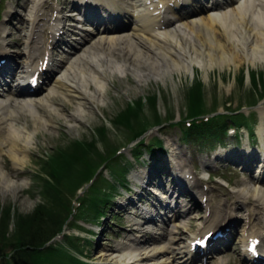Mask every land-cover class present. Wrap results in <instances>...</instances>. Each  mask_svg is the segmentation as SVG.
Returning a JSON list of instances; mask_svg holds the SVG:
<instances>
[{"label": "bare ground", "instance_id": "6f19581e", "mask_svg": "<svg viewBox=\"0 0 264 264\" xmlns=\"http://www.w3.org/2000/svg\"><path fill=\"white\" fill-rule=\"evenodd\" d=\"M114 1L105 0L104 2L111 4ZM120 1L121 3L118 5L122 6L127 15L134 18L132 26L120 31L98 30L94 34L88 33L87 30H80L79 28L83 27L79 24L76 36L77 45L72 46V50H76L73 53L62 54L56 63L51 60L52 69L58 70L57 74L48 81L49 75L56 70L53 72L45 70L43 76L41 73L43 82L40 80L36 90L32 92L27 88L28 86L25 87V82L31 76V71H36L40 67L39 59L44 58L48 53V48L44 44L43 27H40L38 16L42 0H29L26 13L21 15L18 21L24 27L27 25V31L24 50L22 53L20 52V55L18 54L20 57H23L24 54V60L18 66L20 77L17 88L15 91H11L7 98H0V155L6 152L16 169L26 165L28 152L42 129L55 128L56 120L61 118H66L70 123L80 124L85 120L87 114L92 112L89 109L90 103L96 102L97 105L104 103V93L114 75L126 77L131 75L139 80L148 79L150 76L162 79L166 73L171 76H173V71L193 74L197 68L201 72L204 71L207 79L211 69L225 70L228 68L237 72L242 62L264 65V0H237L230 8L227 2L226 7L222 10H219L221 7L209 9L205 15L195 14L187 19L183 18L187 13L180 17L175 15L179 19L176 22L162 23L167 25L164 28L154 24L155 21L161 23L162 14L152 16V12L142 8L144 3L141 2L142 0ZM133 8H136L140 13L137 17L132 15ZM56 22L60 26V22ZM0 31L3 35L7 33L4 23L0 25ZM53 34L57 38L56 33ZM7 47L8 44L2 42L0 55L15 50L4 51ZM38 53L40 57L37 56ZM15 67L16 72L18 69L17 66ZM253 70L249 69L247 75L249 79ZM239 73L235 74V79ZM155 95L147 96V100ZM57 96H61L64 102L56 103ZM133 101L137 104L140 101L139 96ZM67 102H74V108L70 114H65V111L68 110ZM123 108L121 109L123 110ZM260 112L262 113V124L259 127V135L264 147V108H260ZM22 113L31 117L32 128L29 127L28 121L20 123L19 117ZM172 149L174 151L175 147L172 146ZM244 150H247V147ZM249 151H247L248 158L253 156L251 155L252 151ZM217 155L224 157L231 153L220 152ZM174 157V155L171 157L169 155L168 162L174 163ZM262 157L264 158V154ZM175 167L178 174H181L182 171L184 174H192L185 165L182 168ZM145 175L143 171L134 173V178L139 179L134 184L136 190L142 191L140 196L133 195L135 201H139L141 196L150 199L149 195H152L155 202L159 200V203L156 202V204L162 205L164 201L168 200V195L169 197L180 196L183 179L179 175L176 174L179 183L169 188L164 184L154 186L153 181H149L152 186V189L151 186L149 187L151 194L148 192L150 184L141 188ZM253 177L256 178L257 183L264 181V165ZM0 178L2 191L14 192L24 184V181L13 177L11 172L1 164ZM190 182L197 190V192L195 190V194L198 193L202 200L206 193L201 195V190L194 179H190ZM239 195L244 201H235L232 205L226 202L215 205L213 212L210 213L211 216L205 217L206 224L202 228V234L192 233V240L197 237V234L203 236L207 229H221L220 225L223 222H225L224 225L230 227L231 224L245 221L241 241L247 244L248 239L253 236L261 237L263 241L264 187L257 185L252 188L245 184L239 190ZM250 198L253 199L252 204H254L252 211L247 207ZM186 200L195 202L194 196ZM186 200H183L185 201L184 206L177 208L178 210L174 211L171 218L166 217L169 226L167 224L165 227L157 225L160 219L153 216L150 206L143 205L142 212H149V216L145 214L142 219H136V224L151 228L157 236L152 234L148 239L143 240L141 239L143 235H134L130 237L127 244L118 243L110 249H104L99 255L114 264H118L122 260L127 264H194V260H192L194 258H191L188 253L186 241H182L185 226L178 222L191 210ZM179 203L178 200L176 205ZM242 208L246 214L240 217L237 210H242ZM170 211L173 209L171 208ZM162 214L165 215V213ZM166 229L168 232L165 236ZM261 247L264 251V241ZM180 254L182 255L180 256ZM178 255L180 258L177 257ZM242 256L247 264L251 263L246 253L243 252Z\"/></svg>", "mask_w": 264, "mask_h": 264}, {"label": "rangeland", "instance_id": "374dc122", "mask_svg": "<svg viewBox=\"0 0 264 264\" xmlns=\"http://www.w3.org/2000/svg\"><path fill=\"white\" fill-rule=\"evenodd\" d=\"M11 1L12 0H1L0 10H7ZM23 2V0H19V3ZM17 3L18 2L15 0L16 7ZM17 9L19 12L22 11L20 7H17ZM11 21L14 23L10 22L8 24L9 31L12 33L10 35V40H15L22 34L20 29H16L15 18ZM23 42L22 40L20 43L19 41L17 43H19L20 46L23 45ZM16 46L17 45H14V47ZM249 69H254L264 74V65H253L242 62L237 72H233V69L230 70L228 68H225V70H220L219 68L211 69L207 79L204 71L201 72L197 68H195L193 74H184L183 72L177 73V71H173V76L166 73L162 79L160 77L155 78L150 76L148 79L139 80L131 75L128 77L114 75L107 86V91L104 93V103L101 105H97L96 102L90 103L89 109L92 112L87 114V117L82 123H70L66 118H61L56 120L57 124L55 128L47 127L37 134L33 146L28 152L26 165H23L20 169H16L12 159L6 152H3V154L0 155V164L4 166L6 170L10 171L13 177L24 181V184L21 188L14 190V192L2 191L0 178V250H9L11 244L20 237L15 222L16 214L28 215L32 213L39 204L48 202V198L44 197L42 194L43 192H41L45 189L43 185L44 178H47L43 173L42 161L43 158L55 150L56 147L68 146L69 142L75 138L87 141L92 140L95 137L93 130H98L100 126H106L111 132L108 137V142L111 144H107L105 141V143L97 141L98 151L104 153L107 148L110 150L113 147L112 153L115 152V150L122 151L123 155H118V152V157H115L114 153L112 154L113 161H116V163L120 165L123 162V158L125 159L124 162L127 161L126 158H132V145L135 144L136 141L130 139L128 129L123 123L119 124L116 122V118L118 113L122 111L121 108L124 106L126 107L129 101L136 99L138 96L157 94L158 96L156 99L163 120L166 118L164 116H166L167 111L172 109L175 115L174 121L176 120L181 123L180 120L187 115L188 101L186 92L190 88L191 82L198 78L202 80L205 85V89H203L205 90V94H203V103L206 113L203 114L211 116L216 113H225L227 115L230 114L229 110L237 109L248 114L250 110L256 109V114L253 115L254 119H252L251 123L259 133V127L262 124L259 108H264V98L258 103L250 102V99H252L253 94H260L264 85V79L259 80L260 76H257L255 83L252 78L249 79V76L247 77ZM240 70L241 73H239ZM237 73L242 75V79L240 78L241 82H238L239 79L236 81L234 78ZM254 84H257L259 89H256ZM55 101L59 104L64 102L61 96H57ZM67 104L68 110L65 111V114H70V112L73 111L74 102H67ZM256 104H258L256 107H247ZM145 113L148 115V118H150L153 114V110L150 107ZM239 113L240 114L233 115L232 117L225 116L224 120L229 124L228 127L232 129L236 127L237 136L234 133L231 134L232 137L230 138H222L221 147L217 146L214 148L218 143L213 147H209L212 143L214 144L217 142L214 137L208 140L203 137L183 139L180 126H171L166 123L163 126L150 127V131L145 134L146 138L150 140L147 145L148 147H150L152 143H155L156 138H162L165 145H167L165 146V148L167 147L166 150L160 149V151L158 150L159 148H154L156 149L154 154H150L148 151V153H145L141 149L139 152L142 153V158L138 161L135 159L133 160L134 168L147 170L148 173L145 177L149 175L152 176V184L154 185L164 184L165 187L168 188L173 186L177 182L175 177L177 170L175 166L182 168V166L185 165V167L189 168L196 176L195 179H197V185L201 190V195L202 193H206V200L202 201L199 196L198 199H194L195 202L193 203L186 200L191 196L188 189H184L181 193L182 195L179 199L180 203L178 207H176V210L184 206V199L188 202V207L191 208L190 212L181 218V220L179 218L180 221H178L181 222V225L185 226V232L182 235L183 242H187L191 238L192 233L201 231L206 224L205 217L211 216L210 212H213V207L215 205L224 202L232 205L235 201H244L239 195V190L243 188L245 184H248L252 188L257 186L245 165L248 163H250V165H256L258 163L257 159H262L261 156L257 155L262 154L263 144L260 141V135L259 137L256 135V138H250V146H247V150H244V143L247 142V137L245 135L246 130L241 126L240 121L245 116L244 113ZM19 121L21 124L28 121L29 127H33L31 117L28 114L22 113L19 117ZM235 122H237V124ZM213 123L218 124L217 122ZM246 127L248 126L246 125ZM171 145L175 147L174 151ZM143 146L144 145H141L139 147L138 143V147H135V151L133 152H136V149ZM249 150L252 151V159L247 157V151ZM220 152L231 153V155L224 157L218 156L217 154ZM169 155L170 157L173 155L175 156L174 163L168 162ZM245 158H247L246 163H243L245 161L242 159ZM101 169H103L102 171H104L115 183L113 179L114 173L110 172L111 169L107 167ZM253 169L255 170L256 167L254 166ZM186 180L189 182V179ZM94 182L92 184H86L85 182L82 185L74 184L72 188L69 187V184L68 186L63 184L60 185L61 194L66 200H69L68 204H70L66 214L72 217L70 218L69 225L65 228L64 233H66V235L58 237L57 239L60 241L57 244H50V246L43 247L42 249L47 250L49 247L57 246L64 254L72 256L70 258L65 256L63 259L59 257V252L48 253L43 257L40 256V262L43 261L46 264H84L81 262H87L88 264H114L106 260L104 256L101 257L99 254L104 249H110L118 243H127L133 232H137L133 230V221L129 218L131 209L136 207L132 204L124 205L118 212L119 206L115 205L114 201H110L108 206L103 207L104 213H106L105 219L107 221L102 220L100 224L97 223L100 225L99 228L94 225L96 222L91 221L95 217V212H93L91 216L85 215L84 218H81V213L80 219H78L77 214L79 212L78 209L81 207L80 201L82 200V196L86 194L89 196L92 186L96 183ZM135 194L136 193L132 191L128 197L131 199L132 195ZM56 196L58 198V209L60 211H56L57 216L55 217L57 218L56 221H59L66 210L62 208L61 201L59 200L60 197H58L59 195L57 193ZM149 196L152 197L151 195ZM126 198L127 196H124V199ZM144 198L146 199L147 197L144 196ZM173 198V195L170 196L165 203L168 204V206L169 204H174L175 201H173ZM252 200L253 199L250 198L247 202V207L251 210L254 209ZM120 201L121 199L119 198L117 203L120 204ZM101 204L102 202L100 205ZM194 204H196V206H194ZM74 208H76V210H73ZM150 208L153 213L161 209L158 206H150ZM9 210L10 213L7 215ZM168 212L170 213L169 210ZM172 213L173 212L170 214ZM237 214L241 217L245 216L246 213L242 208V210H237ZM243 224V221L236 224L239 228L238 230L236 229L235 233L237 235L234 237V240L231 237L228 240L221 241V248L209 254L210 258H208L207 262L202 263L197 261L194 264H246L242 256L243 245L240 241L242 237L241 233H239L243 229ZM47 225H50L47 236L54 234L53 222ZM90 229H94L96 233H91ZM108 233L112 235H108ZM166 234L167 233H165V235ZM149 236H151V234L147 233L146 237ZM44 238H46V236H44ZM225 243L228 244L226 245ZM180 256L178 255L177 257L179 258ZM72 257H75V259L72 260ZM123 261L124 260L120 261L118 264H123Z\"/></svg>", "mask_w": 264, "mask_h": 264}, {"label": "trees", "instance_id": "16d2710c", "mask_svg": "<svg viewBox=\"0 0 264 264\" xmlns=\"http://www.w3.org/2000/svg\"><path fill=\"white\" fill-rule=\"evenodd\" d=\"M251 75L255 83L257 76H260L259 80L264 79V74H262V72H260L259 75H257L256 72H252ZM254 85L256 89H259L257 84ZM203 88L204 83L196 78L186 93L190 103V115L199 114L204 109ZM262 92L264 93V85ZM255 100L256 99H254V101ZM150 101L155 113L154 119L159 122L161 118L156 109V95L150 98ZM143 106L144 102L140 100L135 107L129 105L127 108L120 111L116 118V122L119 124L123 123L126 128L133 131L134 134L132 137L134 138L142 134L145 127L144 125L147 122L143 113ZM217 123L218 124H214L213 122L209 124L204 123L200 126L194 125L190 128H185L183 130L184 136L186 138L195 134L198 135V137L204 136V138L214 137L216 140L221 139V134H225L226 132V122L221 121ZM107 130V127L102 126L98 128L92 140H72L68 146L56 147L53 152L43 158L42 169L47 178H44L43 185L45 189L41 192H43L42 194L44 197L48 198V202L39 204L38 207L28 215L16 214L15 222L20 237L9 247V250L11 249L12 251L10 257L7 256L9 251L0 250V264H46L43 261H39L40 256L43 257L48 253L55 252H59V257L63 259L65 256L68 258L72 256L64 254L57 246L49 247L47 250L42 249L46 240L54 236L55 233L62 228L64 221V216H62L59 221H56V211H60L58 209L59 202L56 193L59 195L58 197H60L59 200L61 201L62 208H65V210L68 209L69 200H66L61 194L60 185L63 184L68 186L69 184V187L72 188L74 184L82 185L85 181L93 178L100 164L107 158H110H106V155L112 152V149L109 150L108 148L104 153L97 149V141H105L107 144H110L107 138ZM128 173L129 169L124 167L116 171L117 178L120 179H126ZM98 181L99 182H96L92 186L90 197L84 200V204L86 202V205L83 208L84 210L82 209V211L79 212V214L82 213L81 216H91L94 211L96 215H99L101 212L100 208H98L100 203H103L104 199H108L112 196L111 192L106 191L103 185L109 180L103 175H100ZM108 187L110 190H117L116 185L113 183L108 182ZM9 213L10 210L7 215H9ZM79 214L78 217H80ZM50 222H53L54 234L47 236L50 230V225L47 224ZM44 236H46V238H44ZM74 259L75 257H72V260ZM81 263L87 264L86 262Z\"/></svg>", "mask_w": 264, "mask_h": 264}]
</instances>
